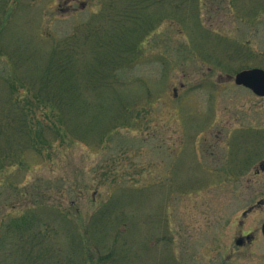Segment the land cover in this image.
<instances>
[{
    "label": "rangeland",
    "instance_id": "374dc122",
    "mask_svg": "<svg viewBox=\"0 0 264 264\" xmlns=\"http://www.w3.org/2000/svg\"><path fill=\"white\" fill-rule=\"evenodd\" d=\"M115 4L126 0H0V264H59V210L80 227L107 211L97 262L264 264V173L247 165L264 162V98L233 81L264 69V0L157 5L124 32ZM81 25L139 49L120 48L112 91L89 88L68 143L55 129L20 135L5 124L12 96L35 93L55 43ZM32 101L38 129L47 115ZM246 233L254 242L237 246Z\"/></svg>",
    "mask_w": 264,
    "mask_h": 264
},
{
    "label": "trees",
    "instance_id": "16d2710c",
    "mask_svg": "<svg viewBox=\"0 0 264 264\" xmlns=\"http://www.w3.org/2000/svg\"><path fill=\"white\" fill-rule=\"evenodd\" d=\"M179 1L126 0V6L117 7L115 4L114 11L119 20H116L117 23L114 29H118V24L121 32H124L126 28L133 30L139 27L141 23L142 11L157 5L159 7L178 5ZM111 7L112 5L103 12L105 20H114L113 11L109 10ZM6 25L7 21L0 19V29L2 30ZM82 27L83 25L69 36L59 39V43H55L56 46L53 47L50 60H48L45 69L39 76L35 93L28 92V96H24L23 93L12 96L11 117L13 120L7 117L5 124L8 127H12L20 135L33 137V134L51 133V130L55 129L56 135L59 136V143H68L69 140H72L70 136L72 133L71 126L75 121V111L79 105L88 111L93 107L91 106L93 101H96L94 98L92 99L91 92L95 91L100 95L105 93V91H112L115 86L119 85V80L121 79L119 70L123 64L121 58L123 55L120 48L124 51L128 50V53L139 49V46L135 44L128 45V49H123L120 41L118 43L116 39L99 41V37L104 36L107 38L109 36L107 32L104 33L102 31V26L89 31L86 30L89 27H85V30L81 31ZM142 31L143 33H149L145 28ZM87 60H90L93 66L90 67L88 64H83ZM93 69L95 70L93 71ZM89 88H94V90L89 92ZM30 96H32L33 101L28 99ZM29 101L43 108V114L47 115L44 119L46 122L45 126L38 123L39 128L37 129V126L32 125L36 110L24 105V102ZM53 120H56L57 124H59L51 125ZM119 125L123 126L124 122ZM49 142L47 140L44 145H50ZM35 150H37V147H35ZM106 212V210H103L99 216L96 214L86 226L80 227L74 224L69 214H64L59 210V264H105V257L99 258L98 262L94 259L91 254L90 244L93 243L97 250H102L97 246L96 240L104 237L101 235H106V230L111 225L105 215ZM65 221L70 226L65 224ZM115 229L116 227L113 230ZM93 232L96 233V236ZM109 253L112 255V250Z\"/></svg>",
    "mask_w": 264,
    "mask_h": 264
},
{
    "label": "water",
    "instance_id": "95a60500",
    "mask_svg": "<svg viewBox=\"0 0 264 264\" xmlns=\"http://www.w3.org/2000/svg\"><path fill=\"white\" fill-rule=\"evenodd\" d=\"M234 84L237 87H243L251 91L255 96L264 98V70L253 68L242 70L233 77ZM261 233L264 237V223L261 227ZM249 240V237L247 238ZM241 240L236 241L237 246H241Z\"/></svg>",
    "mask_w": 264,
    "mask_h": 264
},
{
    "label": "flooded vegetation",
    "instance_id": "af4514ba",
    "mask_svg": "<svg viewBox=\"0 0 264 264\" xmlns=\"http://www.w3.org/2000/svg\"><path fill=\"white\" fill-rule=\"evenodd\" d=\"M255 162H256V159L251 160L247 165L249 166V165L252 164L253 173L256 174V175L260 174L261 172L264 173V162H261L259 164V166L256 167V168L253 167L255 165ZM259 205H260V203H258V206ZM253 210H255V208H253V207H252V209L251 208L249 209L250 212L253 211ZM248 237H249V240H247ZM237 240H241V242H242L241 246H244V245H246L248 243H250V244L253 243L254 242V236L250 235L249 233H246V234H242L241 237L238 238Z\"/></svg>",
    "mask_w": 264,
    "mask_h": 264
}]
</instances>
